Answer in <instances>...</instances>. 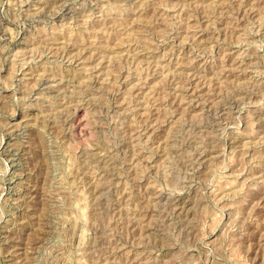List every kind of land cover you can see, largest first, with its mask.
<instances>
[{
	"label": "rangeland",
	"instance_id": "374dc122",
	"mask_svg": "<svg viewBox=\"0 0 264 264\" xmlns=\"http://www.w3.org/2000/svg\"><path fill=\"white\" fill-rule=\"evenodd\" d=\"M263 115L264 0H0V264H264Z\"/></svg>",
	"mask_w": 264,
	"mask_h": 264
},
{
	"label": "bare ground",
	"instance_id": "6f19581e",
	"mask_svg": "<svg viewBox=\"0 0 264 264\" xmlns=\"http://www.w3.org/2000/svg\"><path fill=\"white\" fill-rule=\"evenodd\" d=\"M245 7V6H244ZM65 11V10H64ZM219 14V13H218ZM227 14V13H226ZM213 17V16H212ZM202 18V17H201ZM215 19V18H214ZM218 20V19H217ZM200 32V31H199ZM49 79V78H48ZM51 84V83H50ZM264 116V115H263ZM258 117V116H257ZM26 133V132H25ZM19 136V135H18ZM22 136V135H21ZM22 139V138H21ZM7 141V140H6ZM20 142V141H19ZM28 142V141H27ZM25 144V143H24ZM5 146V145H4ZM11 147V146H10ZM208 147V146H207ZM213 147V146H212ZM30 149V148H29ZM2 151V150H1ZM8 152V151H7ZM14 153V152H13ZM29 154V153H28ZM210 155V154H209ZM25 156V155H24ZM99 157V156H98ZM8 158V157H7ZM205 158V157H204ZM24 160V159H23ZM199 160V159H198ZM13 163V162H12ZM23 173V172H22ZM251 175V174H250ZM257 175V174H255ZM252 176V175H251ZM93 177V176H92ZM25 195V194H24ZM52 198V197H51ZM18 207V206H17ZM5 242V241H4ZM12 245V244H11ZM24 247V246H23ZM26 248V247H25ZM16 250V249H15ZM14 255V254H13ZM23 255V254H22Z\"/></svg>",
	"mask_w": 264,
	"mask_h": 264
}]
</instances>
